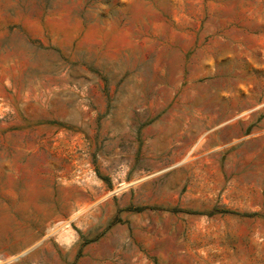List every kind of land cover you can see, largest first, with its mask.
<instances>
[{"label":"rangeland","instance_id":"obj_1","mask_svg":"<svg viewBox=\"0 0 264 264\" xmlns=\"http://www.w3.org/2000/svg\"><path fill=\"white\" fill-rule=\"evenodd\" d=\"M0 264H264V0H0Z\"/></svg>","mask_w":264,"mask_h":264}]
</instances>
